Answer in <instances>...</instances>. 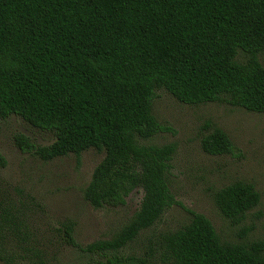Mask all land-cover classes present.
I'll list each match as a JSON object with an SVG mask.
<instances>
[{"label": "trees", "instance_id": "obj_1", "mask_svg": "<svg viewBox=\"0 0 264 264\" xmlns=\"http://www.w3.org/2000/svg\"><path fill=\"white\" fill-rule=\"evenodd\" d=\"M259 56L264 0H0V118L16 116L54 138L35 147L19 136L17 147L43 162L103 152L84 196L95 209L124 206L135 189L143 190L139 211L117 239L82 248L67 225L64 245L98 256L94 264H264L263 241L222 242L206 217L189 210L190 222L161 236L157 250L121 255L167 209L181 206L167 177L175 146L141 144L169 131L152 114L155 92L185 105L223 102L264 115ZM201 149L210 156L236 151L218 128ZM259 199L242 182L214 194L216 208L233 224ZM0 235L32 264L41 263V248L22 242L1 188ZM22 251L8 262L23 261Z\"/></svg>", "mask_w": 264, "mask_h": 264}, {"label": "rangeland", "instance_id": "obj_2", "mask_svg": "<svg viewBox=\"0 0 264 264\" xmlns=\"http://www.w3.org/2000/svg\"><path fill=\"white\" fill-rule=\"evenodd\" d=\"M258 59L264 67V57ZM244 60L242 54L236 58L239 63ZM152 114L169 131L141 144L175 146L167 177L170 191L181 206L167 209L121 255L141 257L157 250L161 236L190 222L186 210L206 217L222 242H264V115L223 102L185 105L164 90L155 92ZM213 128L228 136L236 149L233 155L210 156L202 151L201 140ZM19 136L35 147H47L54 138L16 116L0 118V154L5 160V166L0 167V188L7 205L18 216L22 242L41 248V263L37 264H94L98 256L64 245L62 228L72 226L74 239L82 248L98 241H113L139 211L143 190L135 189L124 206L95 209L84 196L95 168L104 158L103 152L90 149L78 157L69 154L43 162L17 147L15 139ZM234 182L252 185L260 196L258 205L238 224L225 219L214 204V194ZM9 246L10 242L0 235V264H32L22 250ZM20 251L23 261L8 262L10 257L16 260ZM1 258H7L8 263Z\"/></svg>", "mask_w": 264, "mask_h": 264}]
</instances>
